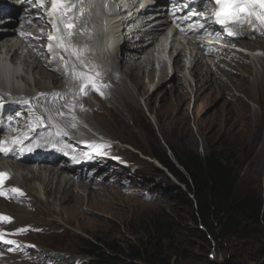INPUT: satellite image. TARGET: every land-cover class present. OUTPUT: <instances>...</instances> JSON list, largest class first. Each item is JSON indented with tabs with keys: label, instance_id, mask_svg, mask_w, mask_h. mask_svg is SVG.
Segmentation results:
<instances>
[{
	"label": "bare ground",
	"instance_id": "6f19581e",
	"mask_svg": "<svg viewBox=\"0 0 264 264\" xmlns=\"http://www.w3.org/2000/svg\"><path fill=\"white\" fill-rule=\"evenodd\" d=\"M10 1H15V4L12 2L10 4ZM157 1L159 4L154 6L151 0H141V6L144 8L140 9L138 0H122L123 6L120 3L110 6L99 5V10L102 9L103 13L97 19L89 18L90 14L85 12L83 15L76 16L74 20L79 22L75 27L78 29V40L80 41L72 46L75 51L70 50L67 32L63 34L68 54L63 48L53 49L52 52L45 48L48 25L35 15L39 11V6L35 1L0 0V22L6 19L11 20L10 24L2 27L6 33L0 34V53L4 51L6 55V57L0 58V133L5 132L0 141H7L6 147L9 149L7 154L0 153V159L18 163H34V165L10 163L12 170L23 172L21 175L22 185L18 187L12 180L13 172L8 167L0 166V169L5 168L6 173L9 174L4 186L0 188L6 193V195L0 196V214L12 218L11 222H0L1 258L16 257L15 252L27 249L23 237L29 231L26 227L34 224L32 215L27 214L22 208L15 206L7 208V205L27 204L23 199L27 195L26 192L32 187V183H39L46 200L42 203L37 196H32L30 198L31 207L36 205L46 207L63 217L67 222L76 221L80 217V210H78L80 208H86L87 214L92 212L102 214L111 209H118V205H121L125 200L112 199L115 190L108 185L115 184L116 181L111 175L110 177L102 175L101 171L110 165L106 160L103 161V158L98 154H91L93 156L91 160L96 162L91 172L88 170L92 165L88 162L81 161L78 166L70 165V160H74L73 157L75 159L78 157V151L72 150L71 146L78 142L75 136L81 129L82 120L91 129L101 133L105 130L103 123L101 124L102 121L96 122L97 118L95 117L90 121L89 113L88 118H85V115L81 117L80 113L86 104L83 94L79 91L80 81L73 78L71 70L75 65L77 71H89V69L81 68L80 60L76 55L79 53L91 66L99 70L101 73L99 83L106 81L105 77L108 75L121 80L111 70L116 67L117 71L127 77L138 92L146 93L148 88L142 80L144 77L149 80L154 78L151 62L156 58V55L153 54L156 47L151 40L161 36L163 23L168 24L169 22L165 11V0ZM236 33L234 36H229L217 24H212L203 30L189 31L185 28L181 31L183 45L190 51L186 52L183 46L184 55L174 59L169 79L166 69L164 66L162 67L155 90H152L155 94H161L158 106L153 107V98H147L149 114L156 117L161 127L172 126L177 124L178 120L185 119L182 103L187 96L185 85H182L179 74L184 71L182 57L186 59L187 55L190 62V74L195 80L194 102L191 110L195 114L194 123L199 125H201L200 122L208 123L210 116H204L214 105H218L216 109H219L221 113H229L230 118L237 117L248 120V115L242 116L239 113L240 110L247 111L246 104L237 99L238 104L231 106L225 99L226 97L224 98L225 95H229L231 90L223 81V77L234 86L233 83L236 80L228 76L233 75L234 70L239 69L240 66H247L251 69L248 61L252 60L242 53L240 48L261 54L264 50V33L256 22L251 25L246 23L241 25L236 29ZM56 35L59 37L62 33L56 32ZM213 39H220L227 45L213 44L211 42ZM243 40L250 42H241ZM10 54L11 60L19 54H23L26 60L36 61L37 59V66L33 67L32 72L34 71V74L41 79H45L44 69L49 73L48 77L56 84L60 80L62 87L48 91L36 90L35 93L30 94L21 92L19 86L23 89L24 84L20 85L17 81L19 78L24 80L25 76L20 72L19 67H14L10 60H7V56ZM252 56L254 57V55ZM253 61H256L254 62L256 64L259 63L260 70H255L253 74L249 70L247 75L253 77L251 82L247 81L248 77L243 80L238 79L239 85L235 89L240 93H243L241 86L245 84L249 88L252 87L251 89L256 88L258 91L264 92V61L259 62L260 60L258 61L256 56ZM148 66L150 68L146 71ZM212 67H215L220 74L215 72ZM242 71L245 72L243 69ZM182 77L185 81L187 80L185 73ZM70 78L76 81L73 83L69 80ZM88 89L86 94L89 97L99 94L95 93L90 86ZM125 104L128 112L133 110L132 108L136 109V106L131 107L127 102ZM229 109H233L232 116ZM161 110L163 112H160ZM60 112H63L64 115H59ZM91 112L95 116L100 115L101 118L112 117L115 114L122 115L121 111L118 110L115 113L107 107L93 108L90 110ZM202 113L203 115L200 116ZM162 114L164 117H161ZM255 115L254 112L253 117ZM78 118L81 120L77 121ZM73 125L75 126L73 127ZM25 136H27L26 139ZM15 138L22 139L23 143L14 144ZM95 141L88 145L78 144V146L87 152H94V148L91 146L93 143L97 145ZM133 141L139 146L142 143V140L137 136ZM104 146L110 148L111 144L105 143ZM98 156L100 160H96L95 157ZM97 182L108 183V185H97ZM13 187L23 192V196L10 192L9 190ZM57 205L59 208L55 210ZM21 229L24 231H20ZM4 240H19L20 243L18 245L8 244L4 243ZM7 250L13 254H7Z\"/></svg>",
	"mask_w": 264,
	"mask_h": 264
},
{
	"label": "rangeland",
	"instance_id": "374dc122",
	"mask_svg": "<svg viewBox=\"0 0 264 264\" xmlns=\"http://www.w3.org/2000/svg\"><path fill=\"white\" fill-rule=\"evenodd\" d=\"M11 2L15 4V1H10V4ZM216 41L221 43L220 40ZM241 42L250 41L243 40ZM222 44L225 45V43ZM187 50L190 51L186 48V52ZM254 54L258 61L260 60L259 62L264 61V50L261 54L259 52ZM248 58L252 60L248 61L251 69L247 66H240L239 69L234 70L233 75H227L236 80L233 83L235 87L230 84L228 79L220 75L231 90L230 96L225 95L224 98L226 97L225 99L231 106L238 104L237 99L246 104L247 111L240 110L239 113L242 116L248 115V120L237 117L230 118L229 113H221L219 109H216L218 105H214L204 116H210L208 123L200 122L201 125L194 123L195 114L191 111L194 102L195 80L190 74V69L179 74L182 85H185L187 96L182 103L185 119H180L177 124L165 125V127H161L156 117L149 114L147 103V98L151 97L153 98V107L156 108L159 104L161 94L152 92L155 90L159 78L154 76L149 80L144 77L142 81L148 89L146 93L141 94L127 77L117 71L116 67L111 69L113 74L119 76L121 80L108 75L105 77L106 81L101 82L102 84L106 83L104 90L101 89L103 95L89 97L86 93L83 94L86 105L83 104L84 108L80 114L81 117L85 115L84 117L88 118L89 113L90 121L94 117L97 118L96 122L102 121L101 124L103 123V127H105V130L102 129L103 134L88 126L92 134H90L91 138L96 140L97 145L111 144L110 148L105 146L103 147L105 149L100 151V153H104L100 157L110 165L101 173L109 177L111 175L116 182L109 185L97 182V185H108L114 188L112 199L125 200L121 205H118V209H111L102 214L99 212L87 214L86 208H80L78 209L80 217L76 221L67 222L63 217L46 207L41 205L31 207L30 198L32 196H37L42 203L46 200L39 183H32V187L29 188L23 199L27 204L7 205V208L19 207L27 214L32 215L34 224L26 227L29 231L23 237L27 249L15 252L16 257H0V264H80L89 259L83 253L87 249V241L96 244H114L117 248L125 251L130 246L146 248L148 254L146 259L152 264H223L225 261H230L232 264H264L263 230V232L253 233L248 238L225 237L219 238L217 241H212L207 235L204 238L200 232L203 229L201 225L194 222L190 209L168 192V187L171 184L177 185V181L152 157V154L161 148L169 153L168 144L195 152L201 157L212 152L219 153L224 159H231L233 163L236 194L242 198H252L264 205V92L258 91L256 88L251 89L252 87L249 88L246 84L241 86L243 93L235 89L239 85L238 79L243 80L248 77L247 81H252L253 77L247 75L249 70H251V74L255 70H260L259 63H254L256 61H253L250 56ZM183 61L187 62L189 68L188 55L187 59L183 58ZM206 61L210 63L208 60ZM18 63L20 72L25 76L24 80L17 81L20 85L24 84L23 89L19 86L21 92L30 94L35 93L36 90L48 91L62 87L60 80L56 84L48 77L49 73L46 70L43 69L46 75L45 79H41L34 74V71L32 72L33 67L37 66V59L36 61L26 60L22 57ZM210 65L213 66L211 63ZM212 69L220 74L215 67ZM167 73L169 79L172 72ZM184 73L188 81L183 79ZM201 73L203 72L201 71ZM92 90L98 93L94 89ZM124 101L131 107L136 106V109L132 108L133 110L128 112ZM87 106L89 108L86 109ZM101 107L112 109L115 113L119 110L122 115L115 114L112 117L106 116V118L104 116L105 120L103 117H99L100 115L95 116L93 112L90 113L91 109H100ZM254 112L256 113L255 117H253ZM232 113H234L233 109L230 110L231 116ZM163 115L161 117H164ZM202 115L203 113L200 116ZM79 119L81 120L78 118L77 121ZM4 133H0V140ZM135 136L142 140L140 146L133 141ZM98 141L102 143L100 144ZM62 153L64 154V152ZM108 155L115 156L116 160ZM10 163L30 165H34V163H18L0 159V166L8 167L14 174L12 180L17 187L21 186L23 172L12 170ZM157 170H161L162 173ZM0 171L6 173L5 168ZM58 208L57 205L55 210ZM155 219L166 221L167 228L162 232L154 233L150 225ZM9 241L15 245L20 243L19 240ZM6 253L13 254L8 250ZM57 256H61V259ZM139 264H146V261L140 260Z\"/></svg>",
	"mask_w": 264,
	"mask_h": 264
},
{
	"label": "trees",
	"instance_id": "16d2710c",
	"mask_svg": "<svg viewBox=\"0 0 264 264\" xmlns=\"http://www.w3.org/2000/svg\"><path fill=\"white\" fill-rule=\"evenodd\" d=\"M167 148L169 153L161 148L152 157L177 181V185L168 187V192L190 209L194 222L203 229L200 232L204 238L207 235L212 241L225 237L240 239L264 231V205L236 194L231 159L226 160L216 152L201 157L170 144ZM150 226L154 233H159L167 228V222L155 219ZM86 246L83 253L89 259L80 264H139L140 260L152 264L146 259V248L130 246L125 251L114 244L88 241Z\"/></svg>",
	"mask_w": 264,
	"mask_h": 264
},
{
	"label": "snow or ice",
	"instance_id": "6c2138e0",
	"mask_svg": "<svg viewBox=\"0 0 264 264\" xmlns=\"http://www.w3.org/2000/svg\"><path fill=\"white\" fill-rule=\"evenodd\" d=\"M41 6H43L44 0H38ZM83 2V0H79ZM215 4V13H214V23L219 25L223 32L229 36L236 35V29L241 25L248 23L252 24L254 21L258 22L260 26H264V0H214ZM75 5L69 4L68 0H51V9L48 15L52 19V26L55 32H61V26L64 29H68L66 36L70 40L74 35V32L71 31L79 21L73 20L69 13L72 12ZM81 14L83 13V8L80 9ZM189 13L184 17H181L183 20H187ZM202 28L203 25H200ZM255 30V29H253ZM64 35L59 37L49 36V40H57L56 48H63L67 50V46L64 43ZM48 50L53 51V45H48ZM77 58L80 60L81 68L89 69V71H77L75 65L72 68V76L74 79L80 81L79 91L81 94H85L89 86L97 91L99 94L103 95L101 91L102 88L106 87L102 83H99V77L101 73L97 68L91 66L88 61L84 60L82 55L77 53ZM62 58V57H61ZM67 71V69H66ZM58 95V94H57ZM82 107V106H81ZM59 115L63 116L64 113L60 112ZM75 125H73L74 127ZM66 134V133H65ZM25 139L27 136L24 137ZM14 144H21L23 140L20 138H15L13 140ZM7 141H0V153L7 154L9 149L6 147ZM96 152L99 154L101 149L105 147L104 145H92ZM31 150V149H29ZM75 160V157H73ZM9 178V174L0 171V188L4 186L5 180ZM12 193H16L18 196H23V192L19 189L11 188L9 190ZM6 193L0 190V196H4ZM12 218L6 215L0 214V222H11ZM20 231H24L21 229ZM2 239V237H0ZM4 243L11 244L12 241L4 240Z\"/></svg>",
	"mask_w": 264,
	"mask_h": 264
},
{
	"label": "clouds",
	"instance_id": "9594fccd",
	"mask_svg": "<svg viewBox=\"0 0 264 264\" xmlns=\"http://www.w3.org/2000/svg\"><path fill=\"white\" fill-rule=\"evenodd\" d=\"M247 50V49H246ZM246 55V54H245ZM252 55H254V57H255V54H254V52H252L251 53V55H247L248 57L250 56V57H252V58H254ZM58 257V256H57ZM59 257H61V256H59ZM60 259V258H59Z\"/></svg>",
	"mask_w": 264,
	"mask_h": 264
}]
</instances>
